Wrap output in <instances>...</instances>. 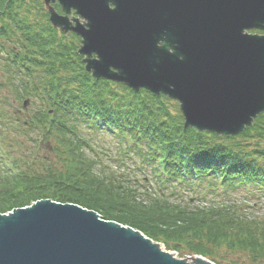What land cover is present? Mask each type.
<instances>
[{
  "label": "trees",
  "instance_id": "trees-1",
  "mask_svg": "<svg viewBox=\"0 0 264 264\" xmlns=\"http://www.w3.org/2000/svg\"><path fill=\"white\" fill-rule=\"evenodd\" d=\"M78 42L51 26L42 0H0L6 82L14 100L38 99L25 135L39 128V138L51 140L53 152L26 168L6 161L23 144L24 124L11 119L16 111L1 108L0 115L8 116L0 124V142L6 141L0 151V213L43 198L76 203L179 253L221 264L215 256L225 248L245 254L249 264H264V215L242 213L232 202L191 208L170 199L178 188L264 197V112L236 135L197 132L183 126L176 102L167 96L92 77L77 53ZM84 127L96 136L84 135ZM106 133L122 150L113 160L118 167L127 158L133 161L144 188L132 185L135 175L103 161L91 137Z\"/></svg>",
  "mask_w": 264,
  "mask_h": 264
},
{
  "label": "water",
  "instance_id": "water-1",
  "mask_svg": "<svg viewBox=\"0 0 264 264\" xmlns=\"http://www.w3.org/2000/svg\"><path fill=\"white\" fill-rule=\"evenodd\" d=\"M44 3L54 27L81 37L78 52L94 78L178 100L184 127L236 135L264 111V33L247 32L264 31V0ZM0 264L192 263L94 210L42 199L0 214Z\"/></svg>",
  "mask_w": 264,
  "mask_h": 264
},
{
  "label": "rangeland",
  "instance_id": "rangeland-1",
  "mask_svg": "<svg viewBox=\"0 0 264 264\" xmlns=\"http://www.w3.org/2000/svg\"><path fill=\"white\" fill-rule=\"evenodd\" d=\"M67 34L69 35V33ZM77 45L79 46V42ZM1 57H3V55H1ZM1 57H0V106L2 107L4 101L5 104L3 111L4 110H6L7 112L16 111L20 115V120H23L22 122L24 124V126L21 127L22 130H20L19 132L20 135L19 141H22L23 144L22 143L21 145L16 144L14 149L10 152L8 158L10 160L14 159L16 161L15 163H17L20 168H26L27 166H31L30 163L33 160H37L42 157H45V159L47 160L53 157V152L50 148L52 145V141L50 140L49 142H47V139L42 140V138H39L40 137L39 132L41 130L37 127L30 128L31 131L29 130V134L27 136L25 135L26 133L25 130L29 128V126L25 123L26 117L29 114H32L38 108L39 104L36 100L32 101L30 99L27 104V107L24 108L22 105V99L20 97L14 100L15 98L13 96L14 92L12 91V87L8 85L6 82L7 81L6 79L9 77V75L2 68ZM4 97L6 99H4ZM172 101L176 102L174 100ZM176 104L178 107L177 102ZM7 116L3 114L1 115V118L5 119ZM11 119H13V117ZM82 130L84 135L88 137L89 135L96 136L93 130H90L86 127H84ZM29 136L32 138L30 139ZM91 139L94 141V143L97 141L95 144L97 150L99 151L98 153L99 155L103 153L102 155L104 158L103 161L110 166V169L119 170L120 172L123 171L131 176L135 175L136 180H134L132 184L134 186L143 187L144 185H147L145 181H141L140 176L142 173L137 170L136 164L133 161L127 158L126 160H124L125 163L122 166L118 167L119 162L114 161L113 157L117 155L116 152L117 150L118 151H122V150L119 147V145H117L116 140L112 136L106 133L96 138L91 137ZM38 140L42 141L40 145L37 142ZM5 158H6L5 160L9 161L7 157ZM218 190L219 191L216 193H211L209 191L207 192L206 190H202L200 191V194H198V191H194L189 188H178L174 192V194L170 197V199L173 202L188 205L191 208L195 206H207L210 205L211 203L217 204L221 202H225V203L232 202L234 203L233 206L238 207L239 211L242 213L253 214L258 217H262L264 215V197L261 198L254 197L247 199L246 194L242 191L225 194L221 192V189ZM161 246L163 247V245ZM167 250L173 254L177 253V257L179 259H183V258L186 259L187 258L186 256L190 255L186 251L179 253L178 251L175 250L173 251L172 249H167ZM188 259L189 260L187 261H192L191 256L188 257ZM215 259L221 264H249V260L245 254L241 252L230 251L225 248H221L217 252Z\"/></svg>",
  "mask_w": 264,
  "mask_h": 264
},
{
  "label": "bare ground",
  "instance_id": "bare-ground-1",
  "mask_svg": "<svg viewBox=\"0 0 264 264\" xmlns=\"http://www.w3.org/2000/svg\"><path fill=\"white\" fill-rule=\"evenodd\" d=\"M257 32H258V30H257ZM159 247H160V249H161L162 251H165V249L162 248L160 245H159ZM197 258H198V257H197ZM197 258L194 259V262H193L192 264H195V262L197 261Z\"/></svg>",
  "mask_w": 264,
  "mask_h": 264
}]
</instances>
